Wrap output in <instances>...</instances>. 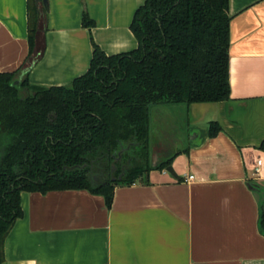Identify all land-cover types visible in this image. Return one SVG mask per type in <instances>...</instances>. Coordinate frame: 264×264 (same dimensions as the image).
Instances as JSON below:
<instances>
[{
	"label": "crops",
	"instance_id": "1",
	"mask_svg": "<svg viewBox=\"0 0 264 264\" xmlns=\"http://www.w3.org/2000/svg\"><path fill=\"white\" fill-rule=\"evenodd\" d=\"M145 2L42 0L30 54L29 0H0V74L28 67L33 86H69L94 44L107 56L139 47L131 25ZM230 15V99L151 110L152 166L172 158L178 177L153 170L119 185L111 208L88 190L23 192L3 264H264V0H230Z\"/></svg>",
	"mask_w": 264,
	"mask_h": 264
},
{
	"label": "trees",
	"instance_id": "2",
	"mask_svg": "<svg viewBox=\"0 0 264 264\" xmlns=\"http://www.w3.org/2000/svg\"><path fill=\"white\" fill-rule=\"evenodd\" d=\"M40 3H28L30 54ZM230 25V0H146L131 25L139 47L107 56L94 44L90 70L71 85L33 86L28 67L0 74V264L23 192L88 190L111 208L117 186L171 166L151 163L152 107L230 99Z\"/></svg>",
	"mask_w": 264,
	"mask_h": 264
},
{
	"label": "rangeland",
	"instance_id": "3",
	"mask_svg": "<svg viewBox=\"0 0 264 264\" xmlns=\"http://www.w3.org/2000/svg\"><path fill=\"white\" fill-rule=\"evenodd\" d=\"M174 106V105H173ZM167 106L166 105H162V106H154V108L152 107V112L156 113V112H160L162 111V109H165ZM167 109V108H166ZM163 135H161V131L160 128H155L154 126V131H153V143L157 145V143H159V141L161 140L160 137H162ZM173 138H175L172 143H170V146H172L173 148L171 149L172 152H177L178 149L176 148H180L181 145V141L183 139V136L181 134H173ZM180 150V149H179Z\"/></svg>",
	"mask_w": 264,
	"mask_h": 264
},
{
	"label": "water",
	"instance_id": "4",
	"mask_svg": "<svg viewBox=\"0 0 264 264\" xmlns=\"http://www.w3.org/2000/svg\"><path fill=\"white\" fill-rule=\"evenodd\" d=\"M17 84H19V82H16V85ZM78 168V166H74V167H66L65 169L66 170H69V171H73V170H75V169H77ZM167 171L170 173V174H172L174 177H178L177 176V174H176V171L174 170V168L172 167V166H169L168 168H167ZM252 190L255 192V197H256V199L258 200V201H260V199H261V195H260V193H259V188H258V186H256V185H252Z\"/></svg>",
	"mask_w": 264,
	"mask_h": 264
},
{
	"label": "built area",
	"instance_id": "5",
	"mask_svg": "<svg viewBox=\"0 0 264 264\" xmlns=\"http://www.w3.org/2000/svg\"><path fill=\"white\" fill-rule=\"evenodd\" d=\"M262 163H263V161H262V160H259V161H258V166H261ZM192 180H194V176H190V177L188 178V181H192Z\"/></svg>",
	"mask_w": 264,
	"mask_h": 264
}]
</instances>
